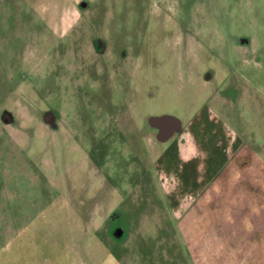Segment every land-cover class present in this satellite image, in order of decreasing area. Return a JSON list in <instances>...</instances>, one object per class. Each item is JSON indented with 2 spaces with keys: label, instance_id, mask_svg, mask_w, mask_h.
Wrapping results in <instances>:
<instances>
[{
  "label": "rangeland",
  "instance_id": "obj_1",
  "mask_svg": "<svg viewBox=\"0 0 264 264\" xmlns=\"http://www.w3.org/2000/svg\"><path fill=\"white\" fill-rule=\"evenodd\" d=\"M0 264H264V0H0Z\"/></svg>",
  "mask_w": 264,
  "mask_h": 264
},
{
  "label": "crops",
  "instance_id": "obj_2",
  "mask_svg": "<svg viewBox=\"0 0 264 264\" xmlns=\"http://www.w3.org/2000/svg\"><path fill=\"white\" fill-rule=\"evenodd\" d=\"M162 118L174 119L172 120L173 126L170 130H168L166 126L168 122H162L163 126H160V132H163V135L158 140L168 144L166 149L162 153L163 167H165V171L167 173L165 174L163 172V174H160V185L165 197L172 204V211L176 216V194L178 193V195L182 197L199 196L198 192L201 189L199 188V184H201L200 187H202L203 185L207 186L213 180V164L211 163V161L209 163H206L203 167V173H205V175L203 174V176H200L197 163L185 161V163H183L185 167L182 166V171H179V177L181 179H177V182L182 181L184 185L182 186V189H179V192L176 193V160L177 158L185 157H183L182 153H180V147L176 145V118L171 116H163Z\"/></svg>",
  "mask_w": 264,
  "mask_h": 264
}]
</instances>
